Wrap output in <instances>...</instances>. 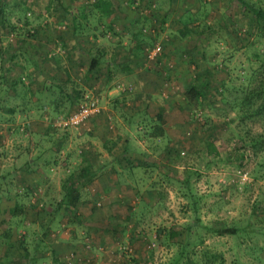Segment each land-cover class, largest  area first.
I'll return each mask as SVG.
<instances>
[{
    "label": "rangeland",
    "instance_id": "rangeland-1",
    "mask_svg": "<svg viewBox=\"0 0 264 264\" xmlns=\"http://www.w3.org/2000/svg\"><path fill=\"white\" fill-rule=\"evenodd\" d=\"M82 1L0 0L15 26L9 30L0 17L5 74L4 84L0 76V264H264V175L252 180L264 167L252 171L253 148L244 149L243 130L218 100L223 91L230 97L231 85L257 66L254 52L264 42L256 35L258 22L236 0H134L131 6L111 0L119 17L134 21L161 49L154 58L143 57V51L129 62L133 72L116 67L107 81L88 72L90 55L68 33L65 13L79 8L83 19ZM253 1L264 8V0ZM118 23L121 28L123 21ZM109 39L96 37L105 44V55L112 58L115 50L120 62L131 58V34L123 36L121 46ZM209 71L207 102L197 104L186 91ZM67 77L73 80L64 84L71 97L66 101L63 95L65 103L53 112L54 85ZM91 96L98 98L99 111L83 125L52 126L53 115L69 113ZM158 112L163 124L154 118ZM247 121L253 134L264 129L260 117ZM214 123L220 127L213 132ZM160 125L164 134L152 136ZM107 151L116 157L115 173L93 174L76 213L62 219L58 210L50 219L46 197H58L63 176L85 157L100 165ZM244 156L249 159L243 164ZM125 158L146 170L131 168ZM155 163L156 168H147ZM98 174L105 181L102 189L116 178L123 184L105 192ZM246 180L251 184L244 185ZM187 188L201 195L196 214ZM149 189L156 193L152 202ZM118 198L129 205L111 204ZM132 210V219L127 218ZM117 214L127 225L122 237L107 230V221ZM222 221L235 224L237 232L216 233L211 227ZM186 223L191 238L178 258L176 243L183 232L169 245L155 238L172 227L181 232Z\"/></svg>",
    "mask_w": 264,
    "mask_h": 264
},
{
    "label": "trees",
    "instance_id": "trees-1",
    "mask_svg": "<svg viewBox=\"0 0 264 264\" xmlns=\"http://www.w3.org/2000/svg\"><path fill=\"white\" fill-rule=\"evenodd\" d=\"M69 1V0H66ZM243 10L250 13L251 16L255 19V21L258 22V33L256 35L264 37V8L256 1L253 0H236ZM134 0H124V3L128 6H131ZM131 4V5H130ZM83 8V19H80L79 17V8H76V12L74 10H70V12H66L67 19L69 22L68 25V33L72 37L74 41V45L78 48L84 49L88 55H90L89 58V64H88V72H95L98 76L99 74L104 75L107 81H109L112 77L113 71L116 70V67H120L124 73H128L130 71L133 72V69L131 67L132 64L129 62L136 60L134 59L138 55L143 56L141 53L144 51V56L147 57L148 50L152 47L154 44V40H151L150 34H146L142 32V29L140 26H136L134 24V21H127V17L125 20L122 17H119L118 14L115 13L116 6L112 3L111 0H84L82 1ZM85 13V14H84ZM5 7L3 6V3H0V17L3 20L4 23L9 27V30L14 31L15 26L10 25L9 21L5 17ZM153 15V14H152ZM151 15V16H152ZM25 16V14H24ZM119 21H123V25H121V28L116 27V24ZM130 23L131 26L128 24ZM126 34H131V37H134V43L131 45V58L126 57L123 62H120V56H116L115 54H118L115 50H111V53L113 54L112 58L110 56L105 55L106 49L105 44H102L99 41H96V37L99 35H106L109 37L112 44L115 42V46H121V39ZM146 34V35H145ZM145 35V36H144ZM81 37H83V40L81 41ZM24 43L23 39L20 40V43ZM101 44V45H100ZM124 47V46H123ZM1 53V51H0ZM38 54L35 52L34 55H31L30 59L37 60ZM254 63H257V66H251L250 70L246 72L244 76L241 77V80L239 78L237 85H231L233 90V93L229 95L230 97H224V92L220 93L219 101H222L221 103H224L226 105V110L228 112H232L234 115V118L237 119V123L235 124V127L238 128V130H243V132L240 133L241 137L240 139L243 141L244 149L246 147L253 148L252 151L256 157L255 164L252 168V171L256 168H258L256 171L259 172V167H264V129H262L259 133H251L250 128L247 126V119L252 120L254 117H260L262 124L264 126V42H262L260 45L257 46L256 51L254 52ZM51 60H55L56 57L49 56ZM135 62V61H134ZM115 67V68H114ZM114 68V69H113ZM113 69V70H111ZM4 68L2 65H0V76H1V84L5 82V74L3 72ZM117 71V70H116ZM210 71L206 72L204 75V78L200 82L196 81L195 79L193 81H196V83H192L189 85L190 88L187 89L186 95L189 99L195 101L197 104L202 103V101H206V91L207 87L209 86V80L207 77L210 75ZM128 75V74H127ZM52 77V76H51ZM50 77V79H51ZM54 78V77H52ZM130 78V77H129ZM198 78H200V75H198ZM49 79V80H50ZM20 80V79H19ZM47 80V79H46ZM45 80V82H47ZM67 82H73L72 78L67 77L63 82L55 84V88H57V97L49 102L51 103L53 112H58V107L60 104L65 103V100L63 98L66 97V101L70 99L71 94L67 93L66 86L64 84H67ZM46 84V83H45ZM52 84H49V86ZM222 85L225 84L222 82ZM47 89L48 87L46 85ZM223 88V87H222ZM207 102V101H206ZM216 102V101H214ZM216 107L219 106V103H213ZM224 104H221L223 107ZM44 109L43 105H40V108ZM51 107V106H50ZM14 109H11L10 112H13ZM42 112V110H40ZM67 114V113H66ZM42 115V113H41ZM57 114L53 115L51 119L56 116ZM59 115V114H58ZM57 115V116H58ZM43 117V116H42ZM155 120H157L158 124H163L164 119L162 117V113L158 112L156 117H154ZM52 124V123H51ZM53 126V124H52ZM54 127V126H53ZM159 132H153L152 136H159L163 135L164 131L162 126H159ZM220 125L215 124L212 125V131L214 132L216 129H218ZM234 127V126H233ZM57 129L56 127H54ZM158 129V126L156 127ZM238 137V136H237ZM239 138V137H238ZM246 150V149H245ZM84 152V150L82 151ZM247 159H249V156H244L242 163L244 164ZM112 160L116 161V157H112ZM127 160L129 166L131 168H143L145 169L143 165H130V161ZM83 162V163H82ZM81 162V165L77 167V170L68 171L66 175L63 176V179H61V182L59 184V190H58V197H46V203L45 208L48 210V214H50L52 218L55 216L56 213H58V210H61L60 214L62 215V219L65 218L64 216H70L71 214L74 215L77 211V208L79 206V203L81 202V194L83 193V189L85 188V184L89 183L91 179L93 178L92 175L98 170L103 169L107 165H109L111 162H109L107 159H102L100 165L92 164L91 161L88 160V157L84 158ZM28 163V162H27ZM156 165L150 166V168L147 166L148 169H154L157 167ZM146 170V169H145ZM249 173L251 175L253 172ZM39 173L36 175V177H41ZM190 174V172H189ZM188 174V175H189ZM254 174V173H253ZM259 175H254L255 177L252 178L253 181L257 180L258 178H262L264 173L260 172ZM166 175V172H165ZM47 178L42 180V183L47 182ZM251 181L246 180L244 181V185H250ZM107 182V181H106ZM105 184V181H103ZM108 183V182H107ZM123 184V181L119 178H116L115 182L110 184L109 186L105 185L102 190L105 192H108L111 186H115L116 190L119 189V184ZM180 184L183 185L180 181ZM131 186V185H130ZM184 186V185H183ZM185 187V186H184ZM40 189V187H39ZM192 188L188 190L185 194H187V197L189 200L190 209H192L193 213L199 212V202L201 195L196 192L195 194L192 193ZM137 191V193H136ZM135 193L138 195V191H140V188L137 187ZM149 201L152 200V198L156 195L154 191L149 189L148 191ZM193 194V196H192ZM40 195V193H39ZM39 197H44V193L40 195ZM140 199L138 202L142 201V197H139ZM56 199V200H55ZM117 200V201H115ZM129 205V200L125 201L123 198L114 199V201H111V204H122L126 203ZM152 202V201H151ZM54 205V206H53ZM130 208V207H129ZM133 213V210L129 215L126 217H130ZM57 215V214H56ZM125 217V218H126ZM124 216L121 217V215L117 214L114 215L111 219H113V222H109L108 231H110L112 234H117L122 237L123 233L125 232V229L127 228V225L125 222H123ZM132 219V218H131ZM139 220H135V222L138 223ZM196 221L200 222V218L197 216ZM225 221H222L218 223L216 226H213V230L218 234H225L230 233L234 234L237 232L238 228L235 224H232L231 226L224 223ZM186 223L183 226V231H177L176 228L174 229L169 228L168 231L163 235L157 234V237L155 238L158 243H164L166 245H169L170 243H174V238L178 235L181 236L182 232L185 234L184 237L181 238L180 242L177 241L178 247V258H180L183 253H186L188 247H187V241L191 237H189V234L187 231L189 230V225ZM252 230L255 227H251ZM187 233V236H186ZM117 236V237H118ZM175 244V245H176ZM204 254L210 255L209 251H205ZM35 257H33L34 260ZM177 258V259H178ZM177 259L175 261H177ZM172 264V263H170Z\"/></svg>",
    "mask_w": 264,
    "mask_h": 264
},
{
    "label": "built area",
    "instance_id": "built-area-1",
    "mask_svg": "<svg viewBox=\"0 0 264 264\" xmlns=\"http://www.w3.org/2000/svg\"><path fill=\"white\" fill-rule=\"evenodd\" d=\"M160 49V43L155 41L152 47L148 50L147 57H156L160 53ZM97 111H99L98 98L95 96L86 97V100L80 103L75 110L53 118L52 124L58 129L78 128L85 123L91 114Z\"/></svg>",
    "mask_w": 264,
    "mask_h": 264
},
{
    "label": "crops",
    "instance_id": "crops-1",
    "mask_svg": "<svg viewBox=\"0 0 264 264\" xmlns=\"http://www.w3.org/2000/svg\"><path fill=\"white\" fill-rule=\"evenodd\" d=\"M100 152V151H99ZM98 153L94 154L95 156L97 155ZM104 156L103 157H100L101 153H99V155H97L98 157L102 158L103 160L104 159H107L109 162H111L109 165H107L105 168L103 169H98L94 174L96 173H99L102 172V174L106 175V174H109L111 175L112 173H115V170H114V166H115V160L113 161L112 160V157H114L109 151H107L106 153H103ZM115 155V154H114ZM112 171L111 173L109 171ZM114 170V171H113ZM97 179L99 180V183H98V186L100 187V189L102 190V184H103V181H102V177L99 176V174L97 175ZM108 182V180H106Z\"/></svg>",
    "mask_w": 264,
    "mask_h": 264
}]
</instances>
